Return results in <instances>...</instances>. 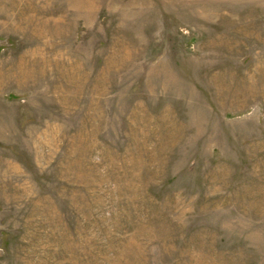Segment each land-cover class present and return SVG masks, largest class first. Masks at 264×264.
<instances>
[{"label":"rangeland","instance_id":"1","mask_svg":"<svg viewBox=\"0 0 264 264\" xmlns=\"http://www.w3.org/2000/svg\"><path fill=\"white\" fill-rule=\"evenodd\" d=\"M0 264H264V0H0Z\"/></svg>","mask_w":264,"mask_h":264}]
</instances>
